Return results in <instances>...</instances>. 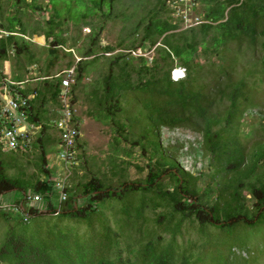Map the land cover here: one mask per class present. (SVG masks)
Masks as SVG:
<instances>
[{
	"label": "trees",
	"instance_id": "obj_1",
	"mask_svg": "<svg viewBox=\"0 0 264 264\" xmlns=\"http://www.w3.org/2000/svg\"><path fill=\"white\" fill-rule=\"evenodd\" d=\"M89 1L95 8L106 4L110 13L118 0ZM155 1L157 7L150 12L148 23L143 26L142 19L131 30L130 36L133 40L130 45L118 44V47L129 52L152 48L156 54L152 59V66H148L147 59L143 57L134 58L129 54L119 53L108 58V69L103 76L102 86L92 91L98 115L102 114L103 118L111 120L115 132L123 140H128L125 124L115 118L122 112L124 97L130 95L134 103L142 109L140 115L144 118L145 124L143 123L139 138L131 140L130 145L140 148L143 154L147 155L148 172L145 178L141 182L123 183L118 189L107 188L99 179L92 178L80 186L82 197L89 198V202L79 206L76 196L69 195L61 204L60 213L54 216L53 188L48 180L42 137L48 128L41 119L33 116L32 110L39 99L42 98L44 101L47 96L51 103L57 104L60 79L46 75L40 88L20 90L24 96L33 95L29 98L30 109L27 119L29 123L41 124V135L35 140L34 147L36 144L42 146L40 156L42 164L39 172L45 174L46 179L38 178L31 182L9 177L6 174L7 164L0 159V194L10 191L22 193L29 188L41 195L46 208L44 212L29 209L26 218L21 214L14 215L17 217L16 224L21 227L16 232L9 230L5 236L0 247V263L63 264V261L71 263L68 255L60 256L59 260L54 257V246L52 248L48 241L53 236L52 231H49L48 236L36 237L34 233L33 235L31 232L28 233V221L44 215L84 217L96 212L100 204L108 200L119 203L124 220L131 218L130 204L135 203L133 218L137 223L140 220L146 221L143 216L146 209L151 211L163 209L157 214L154 222L158 228L162 227L161 229L168 232L170 238L166 245L160 246L162 238L149 232L147 235L152 236V241L143 246L144 252H141L139 257L140 264L202 262L204 258L197 257L190 261L191 255L186 257L183 252L177 251L176 237L185 222L196 223L197 231L203 238L212 234L209 228L217 231L226 229L230 234L238 224L248 228L264 225V112L259 128L263 137L261 142L253 144L251 152L246 151V145L243 144L241 137L246 139L252 132L244 133L240 130L241 116L244 113L242 107L246 109L259 104L254 101L256 81L248 80L255 76L256 64L264 72V0H193V3L201 5L203 12L201 21L180 32L176 31L181 20L172 23L173 19L169 16L170 12L166 5L173 4L176 0ZM160 12L165 13L166 17L161 18ZM47 23L49 31L45 40L48 41L50 37L55 40L51 41L52 48H48L47 52L51 58L56 59L57 49L63 46L64 41L53 33L54 20ZM16 27H21L20 21L5 28L9 35L0 38V54L5 55L10 48L16 55H21L27 49L24 31L22 28L15 29ZM14 33H18L19 36ZM139 33L140 35H137ZM98 38L97 28L90 36L91 44H98ZM98 47L103 53L114 50L113 46ZM198 50L205 56L217 55L216 59L220 62L216 69H213L211 62L210 65L207 63L209 66L207 73L211 79L208 83H203L204 68L203 64L198 62ZM242 50L253 55L260 54V58L256 62L252 60L250 67L245 71L247 80L242 77L233 82L232 75ZM81 55L74 67L75 77L71 87L74 102L76 86L86 74L87 66L99 59L95 49L91 47ZM90 56L93 58L87 61ZM49 63L50 66L53 65V62ZM175 64L183 67L186 72L184 78L177 82L170 78V71ZM72 65L73 63H69L68 67ZM132 74L137 75L136 83L131 79ZM258 81L261 82L262 79L259 78ZM224 102L226 104L223 109H218L214 113L213 111ZM160 127L167 129L186 127L199 134L201 155L208 160L209 175L202 173L193 175L178 169L174 157L161 148ZM166 176L169 179L165 183L163 180ZM203 176L207 179L201 180ZM199 181L206 183L200 187ZM143 192L150 196H128ZM212 196L214 200L211 199L209 202ZM247 196L251 200L250 206L246 205ZM0 215L5 219H9L10 216L1 211ZM103 223L107 225L105 221ZM107 226L104 227L109 229ZM215 234L216 232L213 235ZM111 249L112 247L108 248L103 254L100 264H113L111 259H108Z\"/></svg>",
	"mask_w": 264,
	"mask_h": 264
},
{
	"label": "rangeland",
	"instance_id": "obj_2",
	"mask_svg": "<svg viewBox=\"0 0 264 264\" xmlns=\"http://www.w3.org/2000/svg\"><path fill=\"white\" fill-rule=\"evenodd\" d=\"M181 1L184 2L178 3L176 7L172 3H166L170 12L169 16L173 19L172 23H176L178 19L181 20L176 32L200 23L203 13L199 3L190 4L192 0ZM105 5L95 8L89 0H0V38L9 35L5 28L20 21L21 27L15 29H23L24 41L27 45V49L21 55H16L10 48L5 55L0 54V83L24 81L22 83L24 89L33 90L41 87L44 76L49 75L50 78H54L74 68L86 49L90 47L95 49L99 56V59L87 66L86 74L75 89V107L81 126L80 140L77 149V165L70 172L64 186L65 190H68L66 191L67 196H76L79 206H84L89 202V198L82 197L80 186L92 178L99 179L107 188L118 189L123 183L141 182L148 172L147 155L143 154L140 148L130 145L131 140L139 138L144 127L145 120L140 115V112H143L142 109L134 103L130 95L124 97L121 105L122 112L115 118L125 124L128 140H123L115 132L111 120L103 118L102 114L98 115L92 91L102 86L103 76L108 69V58L119 53L126 55L129 53L128 50L118 47V44L130 45L133 40L130 36L131 30L142 19L143 26L148 23L150 12L157 7L156 1L118 0L114 3L110 13L107 10L108 6ZM159 14L161 18L166 17L165 13L160 12ZM49 20L55 22L53 30L55 36L64 41L63 46L57 49L56 59L51 58L47 52L48 48H52L51 41H55L53 37H50L48 41L45 40L46 33L49 31L47 23ZM97 28L99 31L98 44L92 45L90 36L94 30L97 31ZM14 34L19 36L18 33ZM18 43L21 42L18 41ZM98 45L101 48L113 46L114 50L110 53H103ZM71 47L72 49L69 50ZM140 50L141 57L147 59L148 66H152V59L156 56L153 49L142 48ZM129 55L137 57L131 52ZM92 58L93 56H90L86 60L90 61ZM216 58L217 55L207 54L205 56L200 50L197 51L198 62L203 64L204 68V81L200 80L203 83L211 80L207 73L209 68L207 63L210 65L211 62L213 69H216L217 64L220 63ZM259 58L260 54L253 55L243 51L232 75L233 82L245 77L244 73L250 67L252 60L256 62ZM50 61L53 62L51 66ZM69 63L73 65L68 67ZM133 63L136 64V62ZM176 64L170 71V78L171 72L175 69L184 73V76L186 74L185 69ZM255 68V76L248 81H256L254 101L259 104L246 109L242 107L244 113L240 123L241 131L252 132V135L246 139L241 137L247 152H251L253 144L261 142L263 137L259 128L261 115L264 112V72L258 64ZM259 78L262 79L261 82L258 81ZM131 79L136 83L137 75L132 74ZM51 102L47 96L44 101L42 98L39 99L36 105L41 121H44L48 128L45 132L47 136L43 137V149L46 153L48 180L53 188L52 202L56 204L60 194L57 184L65 176L63 174L66 170L57 157L59 145L55 140L57 133L52 125L56 117V106ZM225 104L224 102L213 112L216 113L218 109H223ZM43 110L44 113H42ZM159 133L161 148L174 157L178 169L193 175L199 173L209 175L208 160L201 155L199 134L193 133L186 127L173 129L160 127ZM33 137L35 142L38 134L36 136L34 134ZM34 142L30 150L23 153L0 151V159L7 164L6 174L9 177L31 180V182L38 178L46 179V175L39 172L42 164L40 160L42 146L36 144L34 147ZM168 179L169 177L166 176L163 181L166 183ZM206 179L205 176L201 177V180ZM205 183L199 181L198 186L202 187ZM29 190L31 189L27 188L26 191L29 192ZM128 196L150 195L143 192V194L134 193ZM21 197L22 194L19 191H10L0 195V200L16 202ZM211 199L214 200V196L209 198V202ZM246 200V205L250 206L251 200L248 196ZM100 206L96 212L84 217L65 218L44 215L31 219L27 225L28 233L43 237L48 236L49 231H52L53 236L48 241L52 248L54 246V257L59 260L60 256L68 255L71 260V263L63 261V264H100L103 254L111 247L108 259H111L113 264H140L139 257H141V252H144L143 246L152 241V236L147 235L149 232L151 235L154 233L162 238L160 246L167 244L170 234L161 229L162 227L158 228L154 222L157 214L163 209L156 211L146 209L143 214L146 221L140 220L137 223L133 218L135 203H131L129 208L131 220L128 218L124 220L120 212L121 206L116 201L108 200ZM8 218L5 219L0 215V247L7 233L10 232L9 230L16 232L21 227L16 224L17 217L10 215ZM104 221L110 230L104 227L107 226L103 223ZM209 231L212 234L203 238L197 231L196 223H183L181 232L176 237L178 253L183 252L186 257L191 255L190 261L197 257L204 258L198 264H245L246 262L264 264V225L248 228L238 224L230 234L226 229L217 231L209 228ZM213 232L216 234L213 235ZM117 256L120 258L118 259ZM179 263L177 261V264Z\"/></svg>",
	"mask_w": 264,
	"mask_h": 264
},
{
	"label": "built area",
	"instance_id": "obj_3",
	"mask_svg": "<svg viewBox=\"0 0 264 264\" xmlns=\"http://www.w3.org/2000/svg\"><path fill=\"white\" fill-rule=\"evenodd\" d=\"M179 1L181 0H176L173 3L175 7L178 3L184 2ZM190 4H193V0ZM140 51L133 50L130 52L134 56L141 57ZM176 71L180 72L176 69L171 72V79L174 82L184 78V73H181L179 78H175ZM74 74V68H71L55 76L60 79V90L57 98L56 117L53 119L52 125L58 136L59 151L57 157L62 162L66 173L63 174L65 176L57 184L60 194L57 203L52 204L54 216L60 213L61 204L68 198L64 184L70 172L77 165L80 134L76 102L73 101L71 89L74 83ZM21 84L7 81L0 83V150L2 152L23 153L30 150L34 142L33 135L36 136L41 130V126H33L27 121L30 109L29 98H32L33 95L30 97L22 95L20 92ZM21 194L22 197L18 203L8 202L6 199L0 200V211L12 216L21 214L25 218L28 217L27 210L29 209L39 212L45 211L46 203L39 193L29 190V192L24 191Z\"/></svg>",
	"mask_w": 264,
	"mask_h": 264
},
{
	"label": "crops",
	"instance_id": "obj_4",
	"mask_svg": "<svg viewBox=\"0 0 264 264\" xmlns=\"http://www.w3.org/2000/svg\"><path fill=\"white\" fill-rule=\"evenodd\" d=\"M24 81H22V82H19V83H23ZM23 85L24 84H21V90L23 91H25L26 89H24V87H23ZM36 98V97H35ZM37 104V103H36ZM34 105V107H33V110H32V114H33V116L34 117H36L37 119H40V115H39V110H38V108H37V105ZM40 105H41V103H40ZM40 105H39V107H40ZM55 106H56V109H57V104H55ZM38 111V112H37ZM42 113H44V110H43V112ZM56 113V112H55ZM44 115V114H43ZM28 116H29V114H28ZM27 121H28V119H27ZM79 121V120H78ZM43 124H44V121H41ZM29 123V122H28ZM29 124H31V125H33V126H41V124H32V123H29ZM79 129H81V126H80V121H79ZM57 133V132H56ZM80 134V133H79ZM41 135V133H40V131H39V133H38V137ZM46 134H44V135H42V137H46L45 136ZM56 142H58L57 140H58V136H56ZM79 140H80V136H79Z\"/></svg>",
	"mask_w": 264,
	"mask_h": 264
},
{
	"label": "bare ground",
	"instance_id": "obj_5",
	"mask_svg": "<svg viewBox=\"0 0 264 264\" xmlns=\"http://www.w3.org/2000/svg\"><path fill=\"white\" fill-rule=\"evenodd\" d=\"M177 76H179V77L181 76V73L178 72V71H176L175 74H174V77H175V78H176Z\"/></svg>",
	"mask_w": 264,
	"mask_h": 264
}]
</instances>
